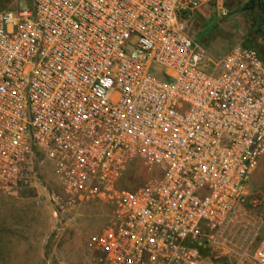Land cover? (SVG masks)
<instances>
[{
    "label": "built area",
    "instance_id": "built-area-1",
    "mask_svg": "<svg viewBox=\"0 0 264 264\" xmlns=\"http://www.w3.org/2000/svg\"><path fill=\"white\" fill-rule=\"evenodd\" d=\"M195 0H30L0 9V193L55 175L54 213L109 207L94 264H201L264 153V58L211 55ZM133 164H135L133 166ZM148 175L129 186V169ZM254 260L264 264V231Z\"/></svg>",
    "mask_w": 264,
    "mask_h": 264
},
{
    "label": "rangeland",
    "instance_id": "rangeland-1",
    "mask_svg": "<svg viewBox=\"0 0 264 264\" xmlns=\"http://www.w3.org/2000/svg\"><path fill=\"white\" fill-rule=\"evenodd\" d=\"M195 1L183 18L190 35L211 55L242 43L264 57V20L257 17L258 0ZM28 3L0 0V9ZM37 166L35 186L16 195L0 193V264H94L96 236L109 207L89 200L54 213L47 190L55 186V175L45 161ZM147 177L140 169H129L123 183L135 186ZM247 193L245 204L201 248V264H257L253 254L264 231V153L250 176Z\"/></svg>",
    "mask_w": 264,
    "mask_h": 264
},
{
    "label": "trees",
    "instance_id": "trees-1",
    "mask_svg": "<svg viewBox=\"0 0 264 264\" xmlns=\"http://www.w3.org/2000/svg\"><path fill=\"white\" fill-rule=\"evenodd\" d=\"M257 7L259 9V13L257 15L258 19L264 20V0H258ZM244 45H247V44H244Z\"/></svg>",
    "mask_w": 264,
    "mask_h": 264
}]
</instances>
